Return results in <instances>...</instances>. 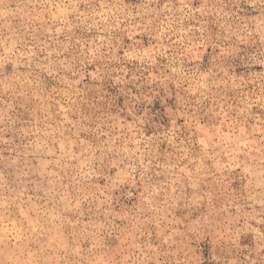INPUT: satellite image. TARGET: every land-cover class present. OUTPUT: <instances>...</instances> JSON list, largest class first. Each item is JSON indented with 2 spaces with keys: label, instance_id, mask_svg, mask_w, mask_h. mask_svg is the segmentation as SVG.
I'll list each match as a JSON object with an SVG mask.
<instances>
[{
  "label": "rangeland",
  "instance_id": "1",
  "mask_svg": "<svg viewBox=\"0 0 264 264\" xmlns=\"http://www.w3.org/2000/svg\"><path fill=\"white\" fill-rule=\"evenodd\" d=\"M0 264H264V0H0Z\"/></svg>",
  "mask_w": 264,
  "mask_h": 264
}]
</instances>
